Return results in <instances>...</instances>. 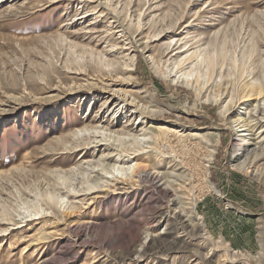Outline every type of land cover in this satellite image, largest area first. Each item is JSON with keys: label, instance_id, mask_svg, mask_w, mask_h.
<instances>
[{"label": "rangeland", "instance_id": "obj_1", "mask_svg": "<svg viewBox=\"0 0 264 264\" xmlns=\"http://www.w3.org/2000/svg\"><path fill=\"white\" fill-rule=\"evenodd\" d=\"M260 84L264 0H0V264H264Z\"/></svg>", "mask_w": 264, "mask_h": 264}, {"label": "bare ground", "instance_id": "obj_2", "mask_svg": "<svg viewBox=\"0 0 264 264\" xmlns=\"http://www.w3.org/2000/svg\"><path fill=\"white\" fill-rule=\"evenodd\" d=\"M183 52H184V50H183ZM185 76L187 77V75H185ZM251 93L253 95H256V96L264 95V85L260 84L259 86L254 87L251 90ZM263 121H264V99L256 101V103L251 105L250 107H246V108L242 107V111L241 110L238 111L236 116L228 122L230 128L232 129V131L236 134V136L238 138L239 144L237 146H238V148L240 147L239 150L241 149L242 146L248 144L249 142H251L253 140V139H251V136H253V132L255 130H257V127H259L258 128L259 131L256 135L260 134L259 137H262V139H264V124H262ZM148 128L153 129L157 133H163L164 135H174L176 137H178V136L179 137H187L189 139L192 138L195 140L205 138L203 135H201L197 132H192V131L189 132V131L181 130V129H178V128H175V127H172V126H169L166 124H153V123L150 124L149 123ZM129 137L127 136L126 138H124V137H121V138L119 137V138H120V140L131 141V144L129 146H131V147L133 145L138 146L143 152L145 150L148 151V150L153 149V145H151V143H152L151 137H149V135L147 136V134L145 132H142L141 134L137 135L136 137H134V136L133 137L129 136ZM254 144L256 145V143H254ZM110 156H112V155H110ZM115 157H116L115 162H122L123 161L121 159V155L117 154V155H115ZM113 170H114V168H113ZM108 173H110L109 170L106 172V174H108ZM139 178H141V175H139ZM188 218L191 221V223H190V221L187 220V222L191 224L190 226H192V227L194 226V228L200 229V231H202L201 230L202 229V223L199 222L200 218H197L194 210H190V215L188 216ZM178 219H179V217H178ZM157 242L162 243V239H159V241H157ZM157 242L153 241V243L148 245L146 247V249L144 248L142 250V252L145 253L147 251H152L153 248L155 249L154 245ZM173 243H175V242H173ZM154 254H157V252H154ZM200 260H202V259H200Z\"/></svg>", "mask_w": 264, "mask_h": 264}]
</instances>
